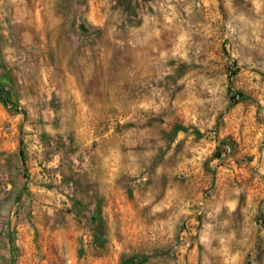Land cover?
<instances>
[{
    "label": "rangeland",
    "instance_id": "374dc122",
    "mask_svg": "<svg viewBox=\"0 0 264 264\" xmlns=\"http://www.w3.org/2000/svg\"><path fill=\"white\" fill-rule=\"evenodd\" d=\"M0 87V264H264V0H0Z\"/></svg>",
    "mask_w": 264,
    "mask_h": 264
},
{
    "label": "trees",
    "instance_id": "16d2710c",
    "mask_svg": "<svg viewBox=\"0 0 264 264\" xmlns=\"http://www.w3.org/2000/svg\"><path fill=\"white\" fill-rule=\"evenodd\" d=\"M0 94L2 98L4 99V102H7V94L3 87H0ZM21 154L23 155V152H21Z\"/></svg>",
    "mask_w": 264,
    "mask_h": 264
}]
</instances>
